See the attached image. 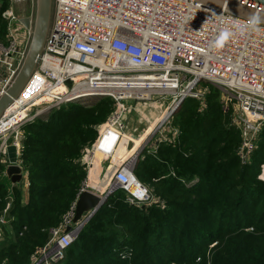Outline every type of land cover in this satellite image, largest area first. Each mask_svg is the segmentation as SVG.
I'll list each match as a JSON object with an SVG mask.
<instances>
[{"label":"built area","instance_id":"1","mask_svg":"<svg viewBox=\"0 0 264 264\" xmlns=\"http://www.w3.org/2000/svg\"><path fill=\"white\" fill-rule=\"evenodd\" d=\"M6 1L0 0L6 30L4 36L0 34V96L19 69L31 37V28L21 22L16 7L4 8ZM210 11L222 19L208 21L205 15ZM209 84L225 96L224 110L231 109L232 123L241 132L238 155L247 164L264 127V22L199 0H54L52 31L38 66L24 92L0 117L1 161L5 169L11 164L22 167L18 183L25 187L27 171L21 161L24 126L63 104L110 96L115 100L114 110L98 126L95 141L83 149L81 161L88 177L79 196L85 190L96 193L90 174L100 154L105 160L101 167L113 169L101 195L118 183L130 194L131 203L154 202V195L132 172L139 156L129 155L135 140L128 132L127 116L137 112L147 128L156 121L143 144L156 150L160 143L179 136L172 118L187 98L199 100L201 110L206 107ZM43 105L31 113V108ZM106 134L109 148L100 146ZM127 135L131 137L125 138ZM122 142L128 154L116 158ZM102 168L99 178L105 181L109 169L105 173ZM27 182L29 185L28 176ZM134 183L144 190L142 197L131 190ZM76 201L61 224L52 229L49 242L33 255L32 264H55L64 258L87 218L73 223ZM9 207L10 202L0 214V224L6 223Z\"/></svg>","mask_w":264,"mask_h":264},{"label":"trees","instance_id":"2","mask_svg":"<svg viewBox=\"0 0 264 264\" xmlns=\"http://www.w3.org/2000/svg\"><path fill=\"white\" fill-rule=\"evenodd\" d=\"M0 26L4 36L1 17ZM208 86L206 107L187 98L172 118L179 136L146 148L134 167L156 201L131 203L125 189L112 191L55 264H264V127L251 161L242 163L232 111L224 110L220 88ZM114 108L112 97L92 96L24 126L25 199L0 160V214L10 202L0 264H32L49 242L88 177L83 149Z\"/></svg>","mask_w":264,"mask_h":264},{"label":"water","instance_id":"3","mask_svg":"<svg viewBox=\"0 0 264 264\" xmlns=\"http://www.w3.org/2000/svg\"><path fill=\"white\" fill-rule=\"evenodd\" d=\"M209 5L227 10L237 15L252 20L264 22V0H199ZM34 11L32 17L21 16V22L31 28V37L19 69L15 72L5 92L0 96V117L9 105L16 100L27 87L33 73L35 72L40 56L44 50L45 43L52 31L54 19V0H33ZM17 61L14 67L17 65ZM139 156V155H138ZM134 170H132L133 172ZM7 177L18 183L22 178V167L10 165L6 168ZM120 185L115 183L112 189L104 195L85 190L76 201V213L73 223H78L87 215L80 226L79 232L93 216V214L105 202L109 194L118 189ZM72 226L68 227V231Z\"/></svg>","mask_w":264,"mask_h":264},{"label":"rangeland","instance_id":"4","mask_svg":"<svg viewBox=\"0 0 264 264\" xmlns=\"http://www.w3.org/2000/svg\"><path fill=\"white\" fill-rule=\"evenodd\" d=\"M7 2H8V5L10 6V5H14L15 7H17V10H18V13H19V15H22L21 14V11H20V9L18 8V6H16V4H14L13 3V1H10V0H7ZM30 3V4H29ZM28 5H29V7H28V9H27V11H25V13H24V15H29V14H33V11H34V3H33V0H29L28 1ZM205 86V85H204ZM222 91V90H221ZM223 97L225 98V96L224 95H222V100H223ZM45 105H43V106H35L34 108H31V113L32 114H35L39 109H41V108H43ZM127 118H128V120H129V127H128V132L131 134V136H132V138L135 140V139H140L141 137H142V133L146 130V128H147V123L146 122H140V119H139V116H138V114H137V112H134V113H130V114H128V116H127ZM152 118H154L153 116H152ZM149 137V136H148ZM147 137V138H148ZM147 138H146V140H147ZM146 140H144V142L146 141ZM144 142L142 143V146H144V148H143V152L145 151V149L146 148H148L147 146H150V144H148V145H143L144 144ZM142 146H141V148H142ZM134 147V146H133ZM142 152V153H143ZM142 153L139 155V154H136V156H138L139 155V157L142 155ZM0 160H1V158H0ZM21 161H22V164H23V160H22V158H21ZM2 162V161H1ZM3 163V162H2ZM3 165H5L4 163H3ZM11 165H15V164H11ZM101 167V166H100ZM102 168V167H101ZM104 171H105V173L108 171V169L109 168H102ZM27 173V175H25V177H24V180H25V187L22 185V191H23V193H24V199L26 198V196H27V185H28V182H27V176L29 177V175H28V172H26ZM25 173V174H26ZM111 177V176H110ZM259 179H261L262 181H264V164H262V166H261V173L259 174ZM96 188V186H94L93 187V189H95ZM92 189V190H93ZM90 191V190H89ZM93 192V191H92ZM96 192H103V190H100V189H97V191ZM103 194V193H102Z\"/></svg>","mask_w":264,"mask_h":264},{"label":"crops","instance_id":"5","mask_svg":"<svg viewBox=\"0 0 264 264\" xmlns=\"http://www.w3.org/2000/svg\"><path fill=\"white\" fill-rule=\"evenodd\" d=\"M147 130L146 131H144L143 133H142V137L138 140V139H135V141H134V147H133V149L132 150H130V152H129V155H131V156H133V157H135V155L138 153V151L140 150L139 148H140V146H142V143L144 142V140H146V138H147ZM129 137H131L130 135H127V136H125V138H129ZM108 138V136H107V134L103 137V140L101 141V143H100V146L101 147H104V148H109L110 146V143H109V140L107 139ZM124 145H125V142H122V144H120V146H119V148L117 149V151H116V158H119V157H122L123 155H127L128 154V151L126 150V149H124ZM105 162V160L104 159H102L101 158V155L100 154H98V156H97V160H96V164H95V171H94V173H93V176H91L90 178H91V183L94 185V186H96L98 189H100V190H105L106 188H107V186H108V184H107V178L105 179V181H101L100 180V178H99V174H100V172H101V164L102 163H104ZM112 171H113V169L111 168V169H109V171H108V176H111V174H112ZM97 194H99V195H101L102 194V192H96Z\"/></svg>","mask_w":264,"mask_h":264},{"label":"bare ground","instance_id":"6","mask_svg":"<svg viewBox=\"0 0 264 264\" xmlns=\"http://www.w3.org/2000/svg\"><path fill=\"white\" fill-rule=\"evenodd\" d=\"M215 17H218L217 18V20H219V19H222V15H220V14H217L216 12H214V11H210V12H208L206 15H205V18L206 19H209L208 21H211L212 20V18H215ZM261 31V30H260ZM15 107V106H14ZM14 107H12V108H14ZM156 122V121H155ZM155 122H152V124H151V127L150 128H146V130L148 131L147 132V137H148V135L150 134V132L152 131V129L154 128V126H155ZM145 130V131H146ZM105 136V135H104ZM103 136V137H104ZM103 137L100 139V143H101V141L103 140ZM139 140V139H138ZM97 156H98V154H97ZM97 156H96V158H95V160H94V167H93V169H92V172H91V174H90V177L91 176H93V173H94V171H95V164H96V160H97ZM136 156V155H135ZM134 158V157H133ZM132 160V159H131ZM136 182L138 183V181H137V179H136ZM137 183H134L131 187H132V191L135 193V194H137L139 197H142L143 195H144V190L142 189V187H139V185H137Z\"/></svg>","mask_w":264,"mask_h":264},{"label":"flooded vegetation","instance_id":"7","mask_svg":"<svg viewBox=\"0 0 264 264\" xmlns=\"http://www.w3.org/2000/svg\"><path fill=\"white\" fill-rule=\"evenodd\" d=\"M28 1L29 0H15V2H16V6H18V8L20 9V11H21V14L22 15H20V16H30V17H32V13L31 14H29V15H24V13H25V11H27V9H28V7H29V5H28ZM31 1V0H30ZM30 4V3H29ZM16 10H17V7H16ZM17 12H18V10H17Z\"/></svg>","mask_w":264,"mask_h":264}]
</instances>
